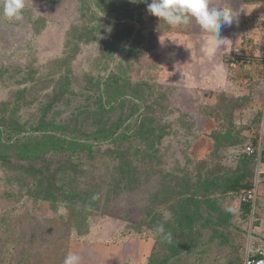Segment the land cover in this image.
<instances>
[{
  "label": "rangeland",
  "instance_id": "374dc122",
  "mask_svg": "<svg viewBox=\"0 0 264 264\" xmlns=\"http://www.w3.org/2000/svg\"><path fill=\"white\" fill-rule=\"evenodd\" d=\"M81 1L25 0L23 19L15 21L3 16L0 0V127L31 132L47 108L46 121L81 131L124 118L128 103L102 117L83 114L98 106L96 81L114 73L141 87L139 114L155 122L160 139L155 155L146 152V139L127 142L147 158L131 162L126 179L114 170L113 146L80 155L66 171L85 198L65 202L61 191L52 202L34 196L29 163L0 162V264H63L69 252L97 240L105 219L119 226L111 243L154 242L142 264H245L264 255V2L210 0L238 13L221 33L231 43L217 46L195 23L173 29L159 22L147 12L151 0H88L105 10L115 5L98 24L81 20ZM118 19L135 27L133 49L125 45L107 63L102 47L121 29ZM235 44L248 56L238 65L228 53ZM66 157L46 156L37 166L53 170ZM230 175L256 189L250 213L240 208L244 190L226 193L216 182Z\"/></svg>",
  "mask_w": 264,
  "mask_h": 264
},
{
  "label": "trees",
  "instance_id": "16d2710c",
  "mask_svg": "<svg viewBox=\"0 0 264 264\" xmlns=\"http://www.w3.org/2000/svg\"><path fill=\"white\" fill-rule=\"evenodd\" d=\"M144 4L145 2L142 3V5ZM114 6L110 3L105 10L102 3H97V5L95 3L94 8L89 4L88 0H82L80 2L79 15L84 23L98 24L105 20L101 13H110L109 10L115 11ZM121 8L127 9L125 6ZM116 15L118 16L117 18H121L120 15ZM122 20H116L121 29L102 47L103 58L107 63L115 60L114 55L121 48H124L125 45L127 46L124 48L125 50L133 49L136 35L135 27L132 24L122 22ZM131 38L132 40L129 43ZM95 87L100 93L96 99L98 106H95L92 110L84 108L83 114L87 117V120L102 117L108 111H113L125 103H128L131 107L130 114L124 118L119 117L109 125L105 122L98 124L97 128L93 130L81 131L69 128L67 125H57L53 119L46 121L45 116L49 112L47 108L41 109L42 118L39 124L31 129V132H24L17 128L0 127V162L4 168L11 167L12 159L29 163L30 167L26 168L25 172L34 180L35 197L41 196L45 201L52 202L56 200L57 192L60 196L61 191L64 194V202L71 197L74 199L85 198L80 191L76 177L72 176V180L68 181L69 175L66 169L74 168L75 162L73 160L80 155H89L88 157L93 158L95 154H98L99 148L104 145H110L116 149L115 151L108 150V154L117 162L114 167V170L117 171V176H123L124 179L129 176V172H134V169L130 170L131 162L137 164L147 158L139 147L134 148L127 144L128 141H131L132 138L146 139V145L149 146L147 150H150V152H146L155 155L153 146L160 137L158 138L154 134L156 126L152 124L155 122L151 120L146 124L142 116L145 112V101L141 87L131 88L124 78H120L114 73H109L108 76L97 80ZM53 102L54 100H49V108L52 107ZM139 112L142 114H139ZM227 139L229 140V135L221 136L222 141ZM228 146H233V143H229ZM129 153L131 160L128 158ZM56 154L67 155L66 160L63 163H59L61 167L51 170L48 165L37 166L39 162H44L46 156ZM261 155H264L263 151ZM242 160L247 163L249 161L245 155ZM241 179H243V175H230L227 180L217 179L216 182L218 184L222 182L226 193L253 189V185L249 180L241 182ZM240 208L247 214L251 212L252 206L248 203H240ZM190 224L191 221L189 220L188 225Z\"/></svg>",
  "mask_w": 264,
  "mask_h": 264
},
{
  "label": "clouds",
  "instance_id": "9594fccd",
  "mask_svg": "<svg viewBox=\"0 0 264 264\" xmlns=\"http://www.w3.org/2000/svg\"><path fill=\"white\" fill-rule=\"evenodd\" d=\"M143 2L147 3V0ZM25 6V0H3L2 14L9 20L20 21ZM147 12L173 29L195 23L217 46L231 43L221 33L238 18V13L230 5L212 6L210 0H151ZM156 231L163 232V227H158ZM165 238L171 240L170 235ZM63 264H82V258L77 253L69 252Z\"/></svg>",
  "mask_w": 264,
  "mask_h": 264
},
{
  "label": "crops",
  "instance_id": "0c3cea01",
  "mask_svg": "<svg viewBox=\"0 0 264 264\" xmlns=\"http://www.w3.org/2000/svg\"><path fill=\"white\" fill-rule=\"evenodd\" d=\"M234 46V48L240 49L242 59L247 60L248 56L243 49L239 45L235 44ZM233 47L229 50V54ZM118 229L119 226L113 220H103L97 234V240L89 244L82 243L80 245L78 254L81 256L82 262L84 264L144 263L153 250L154 242L150 239H129L124 243H111L110 241L114 238Z\"/></svg>",
  "mask_w": 264,
  "mask_h": 264
},
{
  "label": "built area",
  "instance_id": "2783aa9c",
  "mask_svg": "<svg viewBox=\"0 0 264 264\" xmlns=\"http://www.w3.org/2000/svg\"><path fill=\"white\" fill-rule=\"evenodd\" d=\"M248 2H264V0H246ZM231 64H240L245 62L246 60L242 59V53L239 48H233L231 51ZM244 58V56H243ZM247 152H252V149L250 146L246 148ZM256 199V189H251V190H244L240 194V203H248L251 204V206L254 204ZM256 257V258H254ZM251 260H246L245 264H264V255L262 253H257Z\"/></svg>",
  "mask_w": 264,
  "mask_h": 264
}]
</instances>
